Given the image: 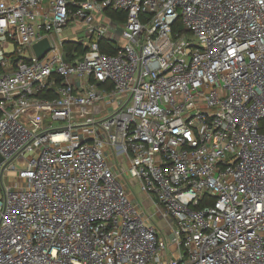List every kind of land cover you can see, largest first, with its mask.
<instances>
[{
  "label": "built area",
  "instance_id": "built-area-1",
  "mask_svg": "<svg viewBox=\"0 0 264 264\" xmlns=\"http://www.w3.org/2000/svg\"><path fill=\"white\" fill-rule=\"evenodd\" d=\"M0 264H264V0H0Z\"/></svg>",
  "mask_w": 264,
  "mask_h": 264
},
{
  "label": "rangeland",
  "instance_id": "rangeland-1",
  "mask_svg": "<svg viewBox=\"0 0 264 264\" xmlns=\"http://www.w3.org/2000/svg\"><path fill=\"white\" fill-rule=\"evenodd\" d=\"M12 51V48L9 49L8 52H11ZM59 123H54L53 125H58ZM136 197L140 200V201H144V196L141 194L140 190L139 189H135L134 191ZM144 207L146 209V213L148 215H154L155 211L153 210V208L151 206H149V204L147 202L144 203ZM157 224L163 228L167 233L169 232L168 229L166 228V225L164 222H161V221H158L157 219H155Z\"/></svg>",
  "mask_w": 264,
  "mask_h": 264
},
{
  "label": "water",
  "instance_id": "water-1",
  "mask_svg": "<svg viewBox=\"0 0 264 264\" xmlns=\"http://www.w3.org/2000/svg\"><path fill=\"white\" fill-rule=\"evenodd\" d=\"M50 42L48 39H43L34 45L33 50L36 56L41 59L43 58L50 50Z\"/></svg>",
  "mask_w": 264,
  "mask_h": 264
},
{
  "label": "trees",
  "instance_id": "trees-1",
  "mask_svg": "<svg viewBox=\"0 0 264 264\" xmlns=\"http://www.w3.org/2000/svg\"><path fill=\"white\" fill-rule=\"evenodd\" d=\"M110 14V13H109ZM111 16L113 17V19H118V20H120V19H124L125 18V16H123V14H114L113 13V15H112V13H111ZM69 49H73L74 47H72V45H69V47H68ZM77 50L81 53V52H84V50L83 49H81V48H77Z\"/></svg>",
  "mask_w": 264,
  "mask_h": 264
}]
</instances>
